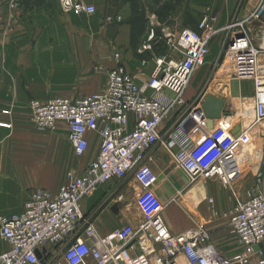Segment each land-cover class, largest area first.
<instances>
[{
  "label": "crops",
  "instance_id": "1",
  "mask_svg": "<svg viewBox=\"0 0 264 264\" xmlns=\"http://www.w3.org/2000/svg\"><path fill=\"white\" fill-rule=\"evenodd\" d=\"M84 1L96 6L95 14L76 15L66 11L60 0H0V214L11 216L22 212L32 189L46 188L57 193L72 175L82 174L97 159L102 146L100 132L90 131L87 134L89 147L84 155L78 156L69 141L66 121H59L55 129L37 128L30 108L32 99L42 102L55 97L77 99L103 91L107 85L106 70L118 63L115 52L121 53V63L137 75L140 85L148 81L156 66L150 52L137 53L150 35L147 38L143 35V17L138 14L135 21L128 20L126 12L136 5L140 10H151L165 0ZM254 1L179 0L178 3L172 1V11L178 14L175 20L180 18L181 30L198 29L205 16H211L213 26L220 29L233 21L234 14L240 20L249 17L259 3ZM190 4L198 15L204 14L200 21L184 17ZM172 16L174 13L164 18L168 20ZM150 18L161 24L155 13ZM249 25L264 29V13ZM223 32H232L230 39L233 38V30ZM169 34L175 35L164 28L156 44L164 42L166 46ZM217 35L211 42L206 63L211 59ZM159 37L162 41H158ZM142 58L146 59L145 65ZM224 68L230 69L227 59ZM192 89L185 92V113L175 112L169 116L161 125L164 133L176 122L194 139L214 132L212 128L201 127L192 113V109L202 107L211 94L194 106ZM231 89L234 100L212 94L229 104L222 118L214 120L213 129L238 135L253 121V112L251 121L246 122L243 117L250 115L251 108L238 110L237 101H253L254 83L249 90L247 82L233 81ZM228 90L231 94L229 87ZM130 117L129 128H132L133 116ZM244 151L251 155L255 165L259 163L261 153H252L248 148ZM244 151H239L240 158L245 155ZM253 174L256 176L255 172L245 170L231 186H224L217 178H204L190 184L171 153L157 146L125 181L101 184L82 200L81 210L87 221L80 235L95 255L104 254L101 238L125 224L137 225L143 220L137 195L144 181L149 180L164 204L163 216L173 233L191 235L204 231L221 256L233 257L242 252L243 247L233 231L228 212L238 199H247L256 190L264 193V180H254ZM9 248V243L0 238V253ZM260 249L264 251V240ZM47 250V264L63 261L62 244H50ZM178 261L189 264L183 256ZM88 262L94 263V257H89ZM256 262L255 256L250 264Z\"/></svg>",
  "mask_w": 264,
  "mask_h": 264
},
{
  "label": "built area",
  "instance_id": "2",
  "mask_svg": "<svg viewBox=\"0 0 264 264\" xmlns=\"http://www.w3.org/2000/svg\"><path fill=\"white\" fill-rule=\"evenodd\" d=\"M60 1L66 11L76 15H93L97 11L95 5L84 0ZM263 13L264 0H259L249 17L244 20L237 17L220 29L213 26L211 16H205L198 29L184 28L178 36L169 34L168 49L163 53H158L150 43L155 38L152 30L149 44L146 42L137 50L139 55L150 52L156 63L144 85L121 63V53L115 52L118 63L106 70L107 85L103 91L77 99L55 97L46 102L32 99L30 108L37 128L55 129L59 121H66L69 141L78 156L84 155L89 147L90 131L100 132L102 146L97 159L82 174L72 175L57 193L46 188L32 189L22 212L11 216L0 214V238L10 245L0 253V264H47L50 244L63 245V261L54 264H90L89 257H94L92 264H181L180 256L189 264H250L256 256V264H264V251L260 249L264 240V194L260 191L247 199H238L228 212L243 247L233 257L221 256L204 231L191 235L173 233L163 216L164 204L149 180L144 181L137 195L143 220L137 225L125 224L101 238L104 254L95 255L80 235L87 221L81 210L82 200L101 184L125 181L157 146L171 153L190 184L217 178L224 186H231L246 168L255 166L250 155L243 169L238 153L250 150L258 137H264V29L255 35L263 44L256 45L249 25ZM225 30H233L229 54L239 62L235 67L250 71L254 83L253 121L238 135L218 133L212 128L213 133L194 139L180 122L164 133L163 122L186 109L184 96L192 76L206 63L213 38ZM241 32L243 35L238 36ZM142 64H146L145 58ZM192 113L201 127L210 129L203 112L194 107ZM255 169L256 179L261 182L264 160Z\"/></svg>",
  "mask_w": 264,
  "mask_h": 264
},
{
  "label": "rangeland",
  "instance_id": "3",
  "mask_svg": "<svg viewBox=\"0 0 264 264\" xmlns=\"http://www.w3.org/2000/svg\"><path fill=\"white\" fill-rule=\"evenodd\" d=\"M242 3H246L249 0H240ZM256 1V0H255ZM254 1V2H255ZM259 0H257L258 2ZM197 4V3H194ZM132 6V5H131ZM154 6V5H153ZM162 4L159 6L153 7L151 10H144V9H138L139 7L132 6L130 7L127 12H126V17L127 19L131 20L137 19V15L140 14L143 17V21L145 22L144 25L142 26L143 28V35L145 37H148V34L151 33L152 29L155 32V37L152 39L150 42L153 45V48L156 50L155 45L157 42V37L162 34L164 31V28L166 29L167 32L175 34V36H178V33L180 32L182 28V24H180V18L175 20L177 17V13H175L176 10L172 11V13H169L168 15H165L164 17H169L171 14L174 13L175 16L170 17L168 20L163 17V21L161 19H158V21L161 24H158L157 21L155 22L150 18V16L154 13L153 10H161ZM155 8V9H154ZM185 16L187 19L190 21H200L204 14L198 15L197 9H194L192 5L190 4V9L189 12L188 10L186 11ZM237 16V15H236ZM235 14L233 15V19H236L237 17ZM155 17L157 15L155 14ZM155 19V18H154ZM141 26H139L140 28ZM253 32H252V37L254 39V43L256 45L263 44V42H259L255 35L256 33H260L261 30L258 25H254L253 27ZM232 32H221L217 37L215 38L213 44H212V56L211 59L204 65L198 67L196 71L194 72L190 85L188 86L187 89L190 90V88H193L192 91L194 93L192 103L194 106L197 105L198 100H200L202 97H204L207 94H214V95H224L225 97H229L231 100H234L235 96L232 94V83L233 81H244L248 83V88L249 90L252 87L253 80L251 79L250 76V71L248 70H243V69H238V67L235 65L239 64L236 58H234L231 54H229V45L231 42V35ZM148 39V38H147ZM158 41H162V39L159 37ZM149 44V42H147ZM263 46V45H262ZM167 48V45H166ZM225 59L229 60L230 63V69L225 70L223 69L225 65ZM228 87L230 88L231 94H229ZM228 91V92H227ZM229 105V104H228ZM250 106L251 108V113L249 116L243 117L245 118L244 120L246 122L251 121L252 117V112H253V118L255 117V110H254V103L251 100H246L243 99L242 101L238 100L237 101V107L238 110H241L243 107H248ZM242 111V110H241ZM39 129V128H38ZM251 152L254 153H261V160L260 162L264 160V137H258L254 143L251 146ZM259 162V163H260ZM247 165V163H246ZM245 165V166H246ZM252 169L249 167L246 170H249V172L252 174V172H255V166H251ZM254 177V180L256 179V176L254 174L252 175ZM260 190H256L255 192H258ZM262 192V191H260ZM263 193V192H262ZM264 194V193H263Z\"/></svg>",
  "mask_w": 264,
  "mask_h": 264
},
{
  "label": "water",
  "instance_id": "4",
  "mask_svg": "<svg viewBox=\"0 0 264 264\" xmlns=\"http://www.w3.org/2000/svg\"><path fill=\"white\" fill-rule=\"evenodd\" d=\"M242 35L241 32L238 36ZM227 108L228 104L223 99L211 94L206 98L202 107H198L195 110L203 112L204 116L208 119V127L211 129L214 126V120L222 118ZM38 256L42 257L40 252H38Z\"/></svg>",
  "mask_w": 264,
  "mask_h": 264
},
{
  "label": "trees",
  "instance_id": "5",
  "mask_svg": "<svg viewBox=\"0 0 264 264\" xmlns=\"http://www.w3.org/2000/svg\"><path fill=\"white\" fill-rule=\"evenodd\" d=\"M172 1H176L178 3L179 0H165L164 2H162L161 10H153V12L157 15L158 19H161L163 21V17L165 15H168L170 11L174 9ZM155 48L158 53H163L166 50L164 42L157 43L155 45Z\"/></svg>",
  "mask_w": 264,
  "mask_h": 264
},
{
  "label": "bare ground",
  "instance_id": "6",
  "mask_svg": "<svg viewBox=\"0 0 264 264\" xmlns=\"http://www.w3.org/2000/svg\"><path fill=\"white\" fill-rule=\"evenodd\" d=\"M245 155L243 156V158H240V152L238 153V157H239V164H240V166L242 167V168H244L245 167V165H246V163H248L247 161L245 162V160H246V158L247 157H249V154H248V152L247 151H244L243 152ZM250 158V157H249ZM261 160V159H260ZM254 164V163H253ZM259 164V163H258ZM257 164V165H258ZM255 165V164H254ZM257 165H255V166H257Z\"/></svg>",
  "mask_w": 264,
  "mask_h": 264
}]
</instances>
